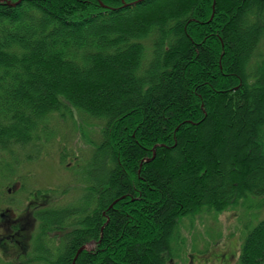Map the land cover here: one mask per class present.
<instances>
[{"label":"trees","instance_id":"1","mask_svg":"<svg viewBox=\"0 0 264 264\" xmlns=\"http://www.w3.org/2000/svg\"><path fill=\"white\" fill-rule=\"evenodd\" d=\"M134 1L0 3V153H40L55 115L98 128L87 191L35 212L21 264H169L183 219L264 199V0ZM263 239L264 219L236 264H264Z\"/></svg>","mask_w":264,"mask_h":264},{"label":"rangeland","instance_id":"2","mask_svg":"<svg viewBox=\"0 0 264 264\" xmlns=\"http://www.w3.org/2000/svg\"><path fill=\"white\" fill-rule=\"evenodd\" d=\"M250 108L249 111L253 114L254 111L252 107ZM73 117L72 120L61 122L60 117L55 115L50 124L51 127L58 126L55 135L51 139L46 137V144L40 153L28 160L20 159L19 156L17 164L10 163L13 160L0 153V207H10L17 212L24 207L29 195L41 196L46 191L50 192L48 196L50 201L40 206L38 210L35 209L36 211L50 208L51 204L52 207L59 208L67 204H76L83 197L87 185L81 182L77 168L83 166L93 148L89 141H97L98 128L97 130L91 128L76 112ZM234 171L238 172L236 168ZM230 174L231 171L223 177L225 181L221 185L215 183L211 186L218 187L220 192L224 191L231 179ZM251 200L249 203L251 208L241 204L235 208H228L223 213L213 214L204 211L191 219H183L179 223L173 243L177 251L174 252L169 264H223L215 262L214 255H230L225 264H236L244 234L264 219V199ZM28 227L32 228L30 222ZM82 229L83 227L78 226L74 231ZM49 233L48 238L55 236L53 231ZM158 238L160 235L156 237ZM55 240H52L53 244H49L50 247H58ZM27 244L29 246V240ZM257 249L264 252V239ZM1 252L5 255V251ZM4 257L6 259L4 261H8V256ZM261 261L262 259H256L257 263ZM2 262L0 264L8 263Z\"/></svg>","mask_w":264,"mask_h":264},{"label":"flooded vegetation","instance_id":"3","mask_svg":"<svg viewBox=\"0 0 264 264\" xmlns=\"http://www.w3.org/2000/svg\"><path fill=\"white\" fill-rule=\"evenodd\" d=\"M48 196H50V193H44L40 197H37L35 194L29 195V197H27L28 201L25 202L24 207L17 212L10 207H0V262H8L7 264H21L35 260L36 255L33 252L36 240L35 227L37 225L35 209L38 210L40 206L48 204L50 201ZM52 206L53 204H51L50 208L47 209L48 212H60L63 208L69 205L67 204L62 207L60 206L61 208L58 206ZM29 222L32 224V228L28 227ZM56 234L57 238H50H55L58 241V236L61 235V233L56 232ZM28 240L29 246H27ZM44 243L47 245V247H50L45 241ZM23 249L26 251H23ZM83 249L84 246L81 247V250ZM2 250L3 252L5 251V255L2 254ZM55 253L57 252L55 251ZM4 256H8V261H4L6 260Z\"/></svg>","mask_w":264,"mask_h":264},{"label":"water","instance_id":"4","mask_svg":"<svg viewBox=\"0 0 264 264\" xmlns=\"http://www.w3.org/2000/svg\"><path fill=\"white\" fill-rule=\"evenodd\" d=\"M22 1H23V0H18L17 2L12 3L11 6H16V5H18V4H19L20 2H22ZM140 1H142V0L135 1V2H133L132 4H135V3L140 2ZM0 2H8V3H9V0H0ZM213 8H214V5H213ZM115 203H116V201H115L114 203H112L111 206H113ZM111 206H110V207H111ZM80 251H81V249H80L78 252H80Z\"/></svg>","mask_w":264,"mask_h":264}]
</instances>
